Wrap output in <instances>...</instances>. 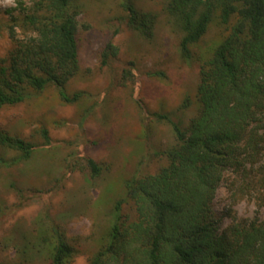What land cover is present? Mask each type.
Instances as JSON below:
<instances>
[{"label":"trees","instance_id":"obj_1","mask_svg":"<svg viewBox=\"0 0 264 264\" xmlns=\"http://www.w3.org/2000/svg\"><path fill=\"white\" fill-rule=\"evenodd\" d=\"M17 4L5 10L16 44L0 65V108L51 86L62 103L81 101L82 92L65 91L79 71L77 0ZM122 6L126 25L150 38L154 15L137 11L131 0ZM166 13L181 32L179 52L185 62L211 25L221 29V39L201 59L196 113L188 125L182 128L170 116L155 115L174 136L163 152L167 164L124 181V196L115 201L110 226L88 264H264V219L234 222L219 232L213 211L224 171L253 159L264 142V0H168ZM16 27L24 38H15ZM115 54L108 44L102 63ZM41 133L48 140L47 131ZM0 146L16 154L9 161L0 158L4 166L29 160L37 148L1 130ZM86 163L99 174L93 160ZM260 182L264 188V172ZM39 224L30 238L23 236L18 250L23 262L44 256L49 264H70L75 252L63 231L53 223Z\"/></svg>","mask_w":264,"mask_h":264},{"label":"rangeland","instance_id":"obj_2","mask_svg":"<svg viewBox=\"0 0 264 264\" xmlns=\"http://www.w3.org/2000/svg\"><path fill=\"white\" fill-rule=\"evenodd\" d=\"M18 1L31 4L0 0V65L16 44L5 10L16 8ZM123 1L77 0L79 71L65 91L82 92L81 101L64 104L51 86L0 108V130L37 146L29 160L0 165V264H49L44 256L25 263L18 252L23 236L35 234L40 221L63 231L75 252L70 264H88L110 226L115 201L124 196V181L167 164L163 152L174 136L155 115L170 116L185 128L196 113L201 59L221 39V29L211 25L185 62L179 52L181 32L166 13L168 0H131L137 11L154 15L150 38L126 25ZM15 32V38H24L19 27ZM108 44L116 54L103 64ZM259 149L253 159L223 173L213 202L219 232L234 222L264 219V142ZM15 156L0 146L1 159ZM87 158L100 167L98 175ZM123 212L132 214L129 207Z\"/></svg>","mask_w":264,"mask_h":264}]
</instances>
